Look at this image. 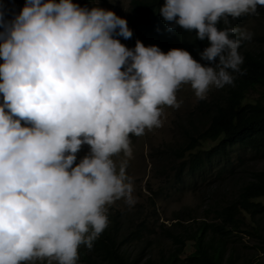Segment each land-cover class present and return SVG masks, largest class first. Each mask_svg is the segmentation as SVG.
<instances>
[{"label": "clouds", "instance_id": "9594fccd", "mask_svg": "<svg viewBox=\"0 0 264 264\" xmlns=\"http://www.w3.org/2000/svg\"><path fill=\"white\" fill-rule=\"evenodd\" d=\"M258 6L164 0L170 30L208 40V66L181 48L126 47L116 37H132L127 20L99 6L25 0L6 20L0 4V264H77L82 245L91 251L108 206L136 203L126 162L117 169L113 157H131L130 135L160 126L163 106H180L182 85L203 100L244 74L239 48L253 33L231 22Z\"/></svg>", "mask_w": 264, "mask_h": 264}, {"label": "trees", "instance_id": "16d2710c", "mask_svg": "<svg viewBox=\"0 0 264 264\" xmlns=\"http://www.w3.org/2000/svg\"><path fill=\"white\" fill-rule=\"evenodd\" d=\"M163 3L164 0H130V14L124 19L133 35L127 39L128 44L123 37L116 38L130 49H134L137 40L145 46H158L165 53L181 48L202 65L211 66L200 56L210 46L208 40L201 41L195 31L179 26L170 30L159 13ZM0 4L5 19L11 20L15 15L11 5L23 8L25 0H0ZM79 5L98 6L93 0H80ZM244 18L246 15L233 20L231 25L236 27ZM218 27L223 29L225 25L221 22ZM260 27L252 40L242 42L239 48L244 57L241 66L244 74L234 73L232 85L215 88L207 98L196 101L184 115V123L178 124L181 142L164 143L161 148L153 149L151 155L159 161L170 160V163L154 162L164 176L165 182L161 183L166 184L158 183L155 190L150 189L153 195L199 189L209 179L233 178L247 159H264V22ZM261 196H264V169L250 170L249 178L238 185L227 202L211 204L204 210L205 217L211 214L216 222L199 219L188 226L177 220L172 222L171 226L178 228L163 229L159 235L160 239L170 240L173 248L154 259L146 257L141 264H234L228 252L229 235L247 226L245 218L253 222L255 215L264 214V203L257 200ZM107 215V228L94 241L91 251L83 245L79 248L77 264H139L140 250L132 255L125 247L132 242L151 245L157 232L150 228L145 217L131 216L121 210L108 211ZM193 217L188 214L184 218ZM150 234L153 235L148 239ZM185 242H189L190 250L182 255Z\"/></svg>", "mask_w": 264, "mask_h": 264}, {"label": "rangeland", "instance_id": "374dc122", "mask_svg": "<svg viewBox=\"0 0 264 264\" xmlns=\"http://www.w3.org/2000/svg\"><path fill=\"white\" fill-rule=\"evenodd\" d=\"M99 7L114 11L116 15L125 18L130 14V0H93ZM74 3H80V0H73ZM264 6L257 7V13L246 15L242 21L237 23L236 27L246 29L253 34L260 30V24L264 22ZM22 8L11 5L12 12L16 15ZM262 9V10H261ZM126 43L128 41L126 39ZM248 43V42H247ZM215 87H211L206 94L210 95ZM178 108L163 106L161 124L151 130H145L141 136L132 135L131 157H126L123 153L114 156L117 169L122 162H126V175L132 180L134 187V197L136 203L129 207L123 199L115 201L108 206V211L121 210L131 216L138 218L145 217L150 222V228L156 233V240L150 245L144 242H132L125 247V250L134 255L138 253V263L146 258H156L159 254L173 248V244L168 239H160V231L163 229L174 230L178 227L171 226L174 221H179L182 226L193 225L194 220L205 219L207 222H216L211 214L205 217L204 210L211 204H224L229 200L238 185L249 178L250 170L264 169V159L246 160L243 166L238 167V173H234L233 178L224 176L223 178L209 179L204 181L199 189L195 190H174L162 192L155 196L150 189L155 190L158 183L165 182L164 176L160 175L159 168L156 169L154 162L170 163L168 159H156L151 155L153 149L161 148L162 144H171L181 142L182 137L178 133V124L184 123V115L192 108L198 100L190 84L182 85L177 91ZM253 97V96H252ZM90 152L88 145L82 146L77 153L79 161ZM158 166V165H157ZM156 169V170H155ZM158 174H157V173ZM166 184V183H165ZM161 183V185H165ZM169 186V185H168ZM264 203V196L257 198ZM188 214L194 216L193 219H186ZM177 217L178 219H172ZM254 223L245 218L247 226L233 230L229 235L228 252L231 253L234 264H264V214L255 215ZM153 235V234H152ZM152 235L148 236L151 238ZM190 250L189 242H185V255ZM41 264V262H37ZM47 264V261L43 262Z\"/></svg>", "mask_w": 264, "mask_h": 264}]
</instances>
